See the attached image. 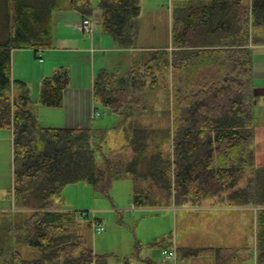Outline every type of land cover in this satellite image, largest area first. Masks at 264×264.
<instances>
[{"label": "trees", "instance_id": "16d2710c", "mask_svg": "<svg viewBox=\"0 0 264 264\" xmlns=\"http://www.w3.org/2000/svg\"><path fill=\"white\" fill-rule=\"evenodd\" d=\"M63 1L14 0L11 24L8 0V36L0 42V130L13 131L11 206L34 209L15 230L25 245L41 253L27 258L13 243L5 247L0 242V264H109L110 255L96 253L81 233L78 211L58 204L63 188L72 183L86 182L110 196L115 180L131 178L137 207L197 204L223 194L232 205L264 206V166L256 167L251 149L258 94L252 49L246 47L261 42L255 31L264 29V0L248 5L242 0H174L172 50H151L148 59L142 52L124 74L98 71L93 85L96 108L104 106L119 118L114 127L102 130L43 126L26 91L14 101L6 92L11 87V49L49 46L53 14ZM71 5L83 19L94 12L92 0H72ZM98 8L102 29L124 45H134V20L141 14L142 0H98ZM167 68L170 122L160 128L140 120L144 115L163 116L140 107L141 96L147 90L148 99L156 96L160 72ZM69 81L67 71L46 77L41 103L63 106ZM111 129L130 135L126 148L104 151ZM152 132H160L153 141L162 139L169 149L153 150ZM250 167L254 175L247 183ZM11 215L0 212V219ZM258 224L257 264H264V208ZM153 245L171 247L173 241L163 238ZM179 250L182 257H211L215 264H232L239 256L236 248Z\"/></svg>", "mask_w": 264, "mask_h": 264}, {"label": "rangeland", "instance_id": "374dc122", "mask_svg": "<svg viewBox=\"0 0 264 264\" xmlns=\"http://www.w3.org/2000/svg\"><path fill=\"white\" fill-rule=\"evenodd\" d=\"M92 2L94 12L91 19L98 21L97 16L101 14V10L98 8V0H92ZM173 4L174 0H143L142 18L138 21V27L134 31V37L137 36L136 42L138 46L159 48L166 47L170 44ZM10 9L12 17L11 24H13L15 20L14 0H10ZM6 14L8 15V0H0V42L8 36ZM61 15L65 16L66 14L63 12V14H59V17ZM57 25H59L56 27L57 33L65 32L68 29L63 22H57ZM58 44H62V39L58 40ZM37 60L42 61L43 59L37 58ZM123 63L121 61L119 64ZM109 70L121 73L126 72L115 71L119 69H115L113 64ZM98 71L99 69L97 68L96 72L98 73ZM160 75V87L158 90H153L156 96L153 97L154 99H148L147 90L141 96L142 104L140 107L149 108L150 111H157V113H161L163 116L155 117L144 115L142 119H139L147 122L145 124L151 122L155 127L166 128L170 122V115H166L170 107V99L167 98L170 92H168V88H170L168 85L169 75L167 71L160 72ZM37 109L36 107V111ZM98 110L102 113L103 120L107 121L105 129H110L119 122L118 116L109 112L104 106H99ZM257 115L259 124L261 122L260 119H263V117H259L262 115ZM55 124L57 123H51V125ZM256 131L257 137L253 145L260 152L261 148H264L263 132L260 128H256ZM110 132L112 134L115 133L114 129H111ZM156 134L160 135V132L151 133L150 140L152 149L155 150L161 147L169 149V144L165 145L162 139L153 141V136H156ZM109 144H111V140L106 145L107 150H109ZM260 157L261 154H259ZM12 187V133L11 129L4 128L0 130V212L12 211L13 215L0 219V242L5 247L13 243L16 249L20 250L25 257L35 258L40 255V249L25 245L15 230V227L29 214L27 211L33 212L34 209L20 210V208L12 207L11 197L9 195ZM109 194L110 196H106L101 190H96L93 185L86 182H77L64 187L61 196L58 198V204L62 208L78 211L82 222L80 227L81 233L89 238L96 253L110 255L109 264L112 262L113 264H117L116 261L119 260L121 262L119 264H125V262L140 264L141 256L151 255L150 253L152 252L155 258L164 259L167 257L163 254L164 249H173L175 247H159L153 245L156 240H161L163 237L160 239H148L149 232L147 233L146 228L150 221H159L157 223L159 232H165L166 234H172L173 232L174 237L176 236L178 238V243L181 246L203 247L209 245L210 242L214 245H240L238 246L241 251L240 255L246 257L242 264H255L256 225L252 220H248L250 216L247 220L240 222L238 220L237 210L215 209L213 210L214 213H209L207 210L199 211L198 209L195 211L193 210L194 208L187 207L181 208L177 214L168 208L147 207L146 209L138 208L134 210L132 203L133 180L127 177L115 180ZM211 199H215L213 200L214 202H219L217 196L210 197L207 201H212ZM250 212L252 213V211ZM227 213L232 214L229 215ZM173 214L175 218L176 216L178 217L177 222L174 221ZM98 223L103 224L104 231H97L96 226ZM242 227L248 232L247 234L245 231L244 238L241 236ZM243 244L249 246L246 251ZM137 247H139L138 253L137 251L135 252V248ZM238 263H241V261L239 260ZM183 264H214V260L211 257L192 261L184 259Z\"/></svg>", "mask_w": 264, "mask_h": 264}, {"label": "crops", "instance_id": "0c3cea01", "mask_svg": "<svg viewBox=\"0 0 264 264\" xmlns=\"http://www.w3.org/2000/svg\"><path fill=\"white\" fill-rule=\"evenodd\" d=\"M210 1V0H206ZM245 5L251 3V0H242ZM72 0H64L60 10L54 12V24L55 30L52 38L50 39V44L47 47L41 48H12L11 49V87L6 90V92L11 96L14 101L17 99L24 91H26L31 99L32 103L30 105L31 110L37 115L39 123L43 126H64L69 128H95L97 130L105 129L107 121L103 120L102 113L96 108V104L93 97V85L97 75L96 69L99 70L103 68L109 69L113 64L115 71H128L139 59L141 53L144 54V59H148L149 52L151 50L157 49H169L172 50V34L170 44L166 47H143L138 46L137 36L134 37V45L126 46L121 43L117 38L112 34L105 32L102 29L101 16L99 14L98 21H91L92 32H86L82 29L83 18L73 11ZM66 14L65 16L59 17V14ZM143 12V0H142V10L138 18L134 20V30L138 27V21L142 18ZM173 14V8H172ZM57 22H63L64 25L68 28L65 32L56 31ZM173 23V22H172ZM259 35L261 42L254 43L251 42L247 44L246 47H251L253 55V75L255 81V90L258 94L257 101L254 105V119H255V139L257 137L256 128H260L263 132L264 140V29L256 30L255 34ZM62 39V44H58V40ZM117 57V58H116ZM37 58L43 59L38 61ZM115 58V59H114ZM122 61L123 64H119ZM41 62V63H40ZM125 69V70H124ZM57 71H67L69 74V86L64 90V104L61 107H49L41 103V93L44 87V80L46 77L52 76ZM162 71H167L169 75V86L171 87V68L164 69ZM125 72V73H126ZM121 73V72H119ZM121 74H124L123 72ZM22 82L23 84L19 83ZM166 84V85H167ZM36 98V100H34ZM34 106V107H33ZM36 107L38 108L36 111ZM99 111V116L96 115ZM263 117L260 119L258 124V115ZM47 118V119H45ZM99 118L98 120H96ZM51 123H57L51 125ZM12 133V142H13V131ZM116 133V134H115ZM112 132L109 133L107 142L104 144V151L110 152L112 150H119L126 148L127 144L130 142V135H126L124 132ZM111 140L109 144V150L106 149V145ZM113 141V142H112ZM252 151L255 157L256 167L264 166V148H261L260 152L252 144ZM259 154L261 157L259 158ZM254 167H250L248 170L247 183L249 179L254 175ZM245 181L243 185H246ZM214 197V196H211ZM210 198V197H208ZM207 198V199H208ZM203 200L200 203L193 204H184L182 206H167V207H148V208H161L169 209L174 213L180 212L181 208L191 207L193 210H204L209 213H214L213 210H237L238 220L245 221L252 220L255 223V264L258 261V252H259V213L264 208V206L259 205H246V206H237L232 205L227 198V194L217 195V200L219 202ZM134 210L138 208L146 209L147 207H137L134 205L132 200ZM168 210V211H169ZM167 211V212H168ZM252 211V213L250 212ZM166 212V213H167ZM232 214V213H227ZM179 216V215H178ZM174 221L177 222V216L175 218L173 214ZM102 221V220H101ZM149 222L147 225V233L149 232L148 239H160L167 238L173 241V246L178 251L177 257H166L164 259L155 258L154 253L151 255L142 257L140 259V264H147L145 259L149 258L157 262L158 264H183L184 259L196 260L201 259L202 257H182V253L179 250L180 247H193L199 248L201 246H190L184 245L181 246L178 243V238L174 233L166 234L165 232H159L158 223ZM245 225V224H244ZM245 231L248 234L247 230L242 227V237H245ZM157 237V238H156ZM249 239V237H248ZM242 244V243H241ZM238 246L233 245H214L210 244L203 247H219V248H236L239 251V256L236 261L232 264H242L246 257L240 255V250ZM245 251L249 246L243 244ZM139 247L135 248V252L138 253ZM136 253V254H137ZM239 260L241 263H238ZM117 264L121 263L120 260L116 261ZM132 262H125V264H131ZM113 264V262L111 263ZM215 264V262H214Z\"/></svg>", "mask_w": 264, "mask_h": 264}, {"label": "built area", "instance_id": "2783aa9c", "mask_svg": "<svg viewBox=\"0 0 264 264\" xmlns=\"http://www.w3.org/2000/svg\"><path fill=\"white\" fill-rule=\"evenodd\" d=\"M82 29L86 32H92L91 21L89 18L83 19ZM96 115L99 116V112H97ZM96 229L98 232H102V231H104L105 228H104L102 223H98V225L96 226ZM163 254L167 257L175 258V257H177L178 251L176 250V248L164 249Z\"/></svg>", "mask_w": 264, "mask_h": 264}]
</instances>
